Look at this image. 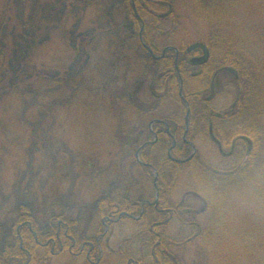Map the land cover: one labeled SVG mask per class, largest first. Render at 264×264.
<instances>
[{"label": "rangeland", "instance_id": "1", "mask_svg": "<svg viewBox=\"0 0 264 264\" xmlns=\"http://www.w3.org/2000/svg\"><path fill=\"white\" fill-rule=\"evenodd\" d=\"M34 1L0 0V254H3L5 246L15 242L14 228L21 217H34L43 232L42 229H51L49 220L54 213V218L71 225L81 238L80 243L93 244L102 235L99 230L103 222L94 214L100 197L110 194L123 196L125 184L130 188L131 200L147 202L155 197L153 183L139 171L135 156L131 151L129 153L127 144L119 141L116 134L117 128L122 129L127 123L139 125L143 121V117L135 114L132 118L130 112H136L135 104L147 106V103H153V100L146 102L145 97L140 102L148 82L127 76L130 80L128 91L136 93V85L138 92L134 95L140 100L127 102L121 88L124 74L115 72L108 59L102 61L100 56H95L92 64L82 71L85 89L93 90L94 97L90 98L85 92L81 103L78 102L75 109L64 114L65 108L71 107L67 103L69 96L60 90L54 98L46 93V89H60V83L51 84V88L45 84L53 80L49 77L51 73L54 72V76L60 73L59 62L70 51V37L65 38L59 31L54 34L50 46L42 44L44 48L39 61L49 67L46 73L32 76L23 63L28 58L30 42L17 38L22 36L19 24L22 15L27 19L23 5L30 3L33 6ZM40 1L51 4L60 0ZM173 11L175 18L168 16L162 26L165 31L159 34L167 33L164 39H159L162 45L178 48L205 44L214 32L209 23L195 17L194 0H176ZM176 17L179 25L175 22ZM218 17L217 25L223 24L222 47L233 48L243 55L244 60L264 63V0H239L233 12H221ZM24 19L22 26L27 28V24L24 27ZM70 27L67 26V29ZM95 43L100 51H104L102 40ZM17 49L19 51L15 52ZM219 55L222 54L216 57ZM118 67L122 65L116 66V69ZM193 69V72H198L197 68ZM24 80H27L26 83ZM193 84L191 81L190 88L200 91L204 100L210 96L207 86L194 87ZM241 94L242 88L228 75L222 74L209 108L214 114L232 112L236 104L242 105ZM103 96L110 97L108 112L100 110V98ZM48 99L56 101L51 104L52 109L48 108ZM111 100L122 103L123 113L128 109L127 117L113 111ZM161 103L164 101L160 102V106L156 103L159 108H162ZM132 119L133 122H130ZM148 129L149 126L144 131ZM39 131H44V134L38 138ZM198 131L195 146L199 161L225 178L244 170L251 157L246 159V142H237V139L235 147L238 153L233 158H226L209 134L202 132V128ZM36 132L35 141H31ZM136 137L134 134L132 138ZM253 144L257 154L259 152L262 156L253 162L248 182L234 186L225 184L224 195L215 202L216 207L220 205L221 229L214 244L207 248L198 241L186 243V237L194 231L190 228L184 230L177 222L169 227L167 237L173 242L170 253L178 259L175 264H257L254 260L258 247H264V168L259 167L260 163L264 164V141ZM228 147H225V152H229ZM172 202H183L184 217L194 220L199 230L208 229L219 218V214L207 207L200 197L184 194L182 189L175 193ZM137 233L139 227L135 221L115 222L102 237L104 241L100 244L98 264H125L121 252L130 255V243ZM134 249L133 252L138 251L137 246ZM57 253L50 264H96V261H87L86 252L79 255L68 251Z\"/></svg>", "mask_w": 264, "mask_h": 264}, {"label": "trees", "instance_id": "2", "mask_svg": "<svg viewBox=\"0 0 264 264\" xmlns=\"http://www.w3.org/2000/svg\"><path fill=\"white\" fill-rule=\"evenodd\" d=\"M175 1L60 0L51 4H42L40 0H35L32 2L33 6L35 3L34 7L30 3L22 6L27 12L24 15L26 20L22 15L25 22L24 27L27 24V28H23L21 18L19 26L22 36L17 38L30 42V49L27 51L28 58L23 63H25V70L31 72L32 76L41 72L46 73L45 70L49 71V67L41 63L39 57L41 50L53 42L54 34L61 31L65 38L70 37L68 40L71 43H69L70 51L65 54V61L59 62L58 72L60 73L56 76L54 72L51 73L49 77H53V80L50 79L45 84L48 88L56 82L61 86L60 89H46V93L49 92L47 94L54 96L61 90L63 94L66 93L69 96L67 103L71 109L65 108L64 114L66 111L67 115L78 106V102L81 103V96L85 92L90 98L94 97L93 90L85 89L82 71L92 64L95 56H100L102 61L108 59L110 67L115 72L120 71L124 74L125 79L121 88L127 96V102L140 101L134 95L138 92L136 85L134 86L136 93L128 91L130 80L127 76L131 78L134 76L148 82L140 102L142 103L145 97L146 102L153 100V103H147V106L135 104L136 112H130L132 118H135V114L137 117H143V121L137 125L132 119L130 122L133 123H127L128 125L122 129L117 128L116 134L119 136V141L127 144L129 153L131 151L133 156L143 144H146L140 151L141 163L136 164L139 171L151 183L154 181L153 172H158L160 196L157 205L146 204L143 216L139 220H134L139 227V233L131 240L130 255L121 252V258L125 264H175L178 262L175 255L170 253L173 242L167 237L168 229L173 222L179 223L184 230L190 228L194 231V234L186 237V243L198 241L203 247L208 248L219 238L221 213L220 205L216 207L215 202L220 200L222 194L224 195L225 184L234 186L248 182L254 165L252 161L257 160V158H251L257 151L253 148L249 154L252 156L251 161L244 166V170L227 178L204 165L197 156L187 163H176L174 160H185L191 155L192 148L189 142L195 144L196 135L200 132L198 128H202V132L209 134L210 127H213L217 140L225 146H229L236 139H244V137H249L255 144L258 141L259 144L264 141V122L262 121L264 119L262 116L264 115V63L244 60L242 54H238L231 47L223 48L220 42L224 38L222 36L223 24L217 25V18L221 12L222 14L227 11L233 12L239 0H194L195 17L206 21L214 28V32L209 35L205 43L210 50L211 59L197 73L193 72L194 69L190 64L188 47H178V59L176 52L169 50L161 60H155L142 46L140 40L142 33L145 45L157 55H162V52L169 46L162 45L159 40L164 39L167 33L162 36L159 34L165 31L162 29L165 19L168 16L172 18L176 16L173 11ZM175 22L179 25L178 19ZM67 26L71 27L67 29ZM98 40L104 42V51H100L99 46H96L95 42ZM18 51L17 49L15 52ZM220 53L222 55L216 57ZM118 65L122 67L116 69ZM222 67H232L237 70L239 80L226 75L242 88L240 97L242 106L234 109L233 112L214 114L209 108V103L201 97L200 91L190 88V83L192 81L195 84H193L194 87L205 85L209 88L213 74ZM157 79L156 85L153 86ZM25 81L27 80H24V83ZM180 82H182L184 99L180 96ZM139 84L141 85L140 81ZM25 85H28V82ZM21 89L23 91V88ZM108 97L100 98L101 112H108L110 109L108 107L110 97L109 99ZM111 101H113V111H119L118 115L127 117L128 109L123 113L122 103ZM163 101L162 108H159L157 104L159 103L160 106V102ZM53 102L49 100L48 108L52 109ZM187 107L190 109L188 122H186ZM148 117H151V120H148ZM152 120H161L162 123L155 124L153 132L149 129L144 131ZM43 134L44 131H39L38 138ZM134 134L137 136L136 139L132 138ZM36 137L37 132L31 136V141H35ZM173 139L176 140V146L171 152L174 160L169 156ZM130 148L136 149L131 150ZM259 156L262 155L258 152ZM259 167L264 168V164L260 163ZM179 189H182L184 194L200 197L207 207L215 210L217 215L219 214V218L208 229L199 230L194 220H186L184 217L183 202H172ZM122 191L123 196L114 197L110 194L107 197H100L96 202L94 214L102 222L105 220L109 228L114 226V221L120 216L119 221L132 220V217L141 216L143 202L131 200L130 188L126 184ZM153 201L154 199L150 202ZM49 224L51 229L48 231L42 229V232L34 217L19 218L14 228L15 242L3 248V254H0V264H50L54 253L58 252L61 246L64 251L71 254H78L85 248L88 262H97L103 239L93 244L80 243L81 238L76 235L71 225L54 218V213H51ZM104 232L105 225L102 224L99 234ZM135 246L138 248L137 252H133ZM258 249L259 252L254 262L258 264L261 260L264 264V247H258Z\"/></svg>", "mask_w": 264, "mask_h": 264}, {"label": "water", "instance_id": "3", "mask_svg": "<svg viewBox=\"0 0 264 264\" xmlns=\"http://www.w3.org/2000/svg\"><path fill=\"white\" fill-rule=\"evenodd\" d=\"M141 40H142V37H141ZM196 50H200L202 51L203 55L200 57V58H195L192 60V63L194 66H202V65H205L208 61H209V58H210V52H209V49L207 48L206 45L204 44H201V43H198V44H194L192 45L190 48H189V51L192 52V51H196ZM222 72H226V73H229L231 75H233L236 79L239 78L238 76V73L232 69V68H229V67H225V68H222L220 70H218L215 75H214V79L211 83V94L210 96L208 97L207 101H211L214 99V96H215V82H216V78L217 76L222 73ZM180 96L183 98V93H182V87L180 88ZM189 110H188V115H189ZM155 122H153L152 124H154ZM151 124V126H152ZM210 134L213 136V132L211 130ZM175 144L176 142H174V145L172 147V149L175 147ZM192 149H193V154L192 156L188 159V160H184V161H176L177 163H185L187 161H190L196 154V148L194 145H192ZM139 153L140 151L137 152L136 154V157H137V160L139 161ZM157 181H158V174L157 172H155V179H154V185L155 187H157ZM158 197H159V192L157 190V197H156V200H155V204L158 203ZM144 205V204H143ZM142 215H143V212H142ZM139 219V218H138Z\"/></svg>", "mask_w": 264, "mask_h": 264}, {"label": "flooded vegetation", "instance_id": "4", "mask_svg": "<svg viewBox=\"0 0 264 264\" xmlns=\"http://www.w3.org/2000/svg\"><path fill=\"white\" fill-rule=\"evenodd\" d=\"M202 54L201 53H199L198 54V52L197 53H193V54H191V57L189 58V61H190V63H191V60L194 58V57H199V56H201ZM152 58H153V56L152 55H150ZM154 59V58H153ZM162 59V57L161 58H155V60H161ZM242 105L241 104H236L235 106H234V108L233 109H236V108H238V107H241ZM229 112H231V111H228V112H226V113H229ZM233 112V111H232ZM248 137H245L242 141H244V142H246L247 143V145H248V148H247V151H246V154L247 155H245L246 156V159H248V154H249V152L253 149V147H254V144L252 143H250L249 144V142H248ZM225 147H228V146H225ZM225 147L224 146H222V151H221V154L224 156V157H226V158H233L234 156H236V153H238V151H237V148L235 147V142L233 141L230 145H229V152H225ZM252 157V156H251ZM250 157V158H251ZM258 157V154L257 153H255V155L251 158V159H254V158H257ZM248 161H251L250 159L248 160ZM254 161H256L257 162V160H253L252 162H254ZM258 264H263V263H261V260H259V262H258Z\"/></svg>", "mask_w": 264, "mask_h": 264}]
</instances>
